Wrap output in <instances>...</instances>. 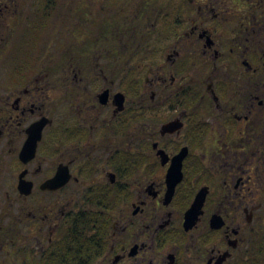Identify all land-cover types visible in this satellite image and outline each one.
I'll list each match as a JSON object with an SVG mask.
<instances>
[{"label": "flooded vegetation", "instance_id": "af4514ba", "mask_svg": "<svg viewBox=\"0 0 264 264\" xmlns=\"http://www.w3.org/2000/svg\"><path fill=\"white\" fill-rule=\"evenodd\" d=\"M126 1L0 0V264H264V0Z\"/></svg>", "mask_w": 264, "mask_h": 264}, {"label": "rangeland", "instance_id": "374dc122", "mask_svg": "<svg viewBox=\"0 0 264 264\" xmlns=\"http://www.w3.org/2000/svg\"><path fill=\"white\" fill-rule=\"evenodd\" d=\"M122 1H126V0H122ZM122 1L120 2V0H56V4H54L55 12L52 18V25L55 27L57 26L56 27L57 29L59 28L60 35H61L60 41L62 45L61 46L62 53H64V51H66L68 47L71 44H73L69 41V36H70L69 31L70 30L72 31V26H76V25L79 26L78 24L79 21L75 22L72 19L75 9H76L77 14L79 13V10H82V9L93 10V12L97 13V16L99 15V17L101 15V12L104 11L103 14L106 18L105 21H107L106 23L108 24V33H110V35H113L116 33L118 34L117 26L128 25V24L134 23L133 22V16H135L134 8H130L126 5H121ZM129 1L131 0H127L126 2H129ZM135 1L137 3L139 0H135ZM149 1L151 2V4L153 3L152 4L153 6L150 10L152 9L154 10V11L152 10V19H154L157 13H160L159 12L161 10L160 8L162 7L166 8L168 6L169 0H149ZM140 6H142V4ZM140 10H141V13L139 14H137V10H136L137 15H140L146 11L145 7H140ZM136 30L137 29L131 30L125 27L124 30L119 31L124 36V39H123L125 41L124 45L129 44V47H128L129 49L127 48L124 53L126 57L134 55L133 53L134 48H132L131 46H137V43L132 44V40H133L132 37H133V34L136 33ZM156 33L157 35H156V38L154 39L155 43L151 42L148 44V46L152 45L153 48L154 47L159 48L161 45H164V44L159 45V43H156V41L159 42V40L163 38L161 37V34H163V32L157 31ZM111 39L112 38H110V40ZM118 39H119V36L117 37V40ZM115 40H116V37H115ZM84 41L87 43V40L85 38L81 42L83 43ZM141 47L143 48L142 45ZM111 48L116 49L114 45H111ZM132 64H133L132 61H130L129 66H132ZM217 236L221 237L220 234H217Z\"/></svg>", "mask_w": 264, "mask_h": 264}, {"label": "water", "instance_id": "95a60500", "mask_svg": "<svg viewBox=\"0 0 264 264\" xmlns=\"http://www.w3.org/2000/svg\"><path fill=\"white\" fill-rule=\"evenodd\" d=\"M121 104H124V96L121 95ZM187 153H188V149L187 148H184L182 150V152L177 156V158L175 159V162L178 164V173H179V176H178V181L173 183V181H170V190L168 192L169 194V200L168 201H171L172 197L174 196V193H175V187L176 185L180 182L181 178H182V174H181V168H182V162L183 160L185 159V157L187 156ZM174 174L172 173L171 175H169V178H173ZM205 198H206V191L205 190H202L196 197V200L194 202V204L192 205V207L190 208V210L187 212V215H186V227L188 228V225H193L195 223V220H197L198 216L200 214H202V209H203V206H204V203H205ZM212 226L213 228H220V222L219 220H217L216 218L213 219V222H212Z\"/></svg>", "mask_w": 264, "mask_h": 264}, {"label": "trees", "instance_id": "16d2710c", "mask_svg": "<svg viewBox=\"0 0 264 264\" xmlns=\"http://www.w3.org/2000/svg\"><path fill=\"white\" fill-rule=\"evenodd\" d=\"M250 264H260V263L254 261V262H252V263H250Z\"/></svg>", "mask_w": 264, "mask_h": 264}]
</instances>
